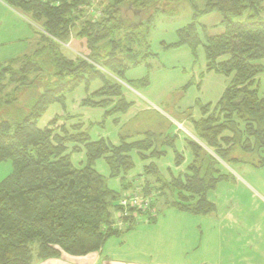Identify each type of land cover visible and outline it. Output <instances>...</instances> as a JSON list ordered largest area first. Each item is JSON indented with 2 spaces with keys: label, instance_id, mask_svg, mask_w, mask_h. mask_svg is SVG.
Returning <instances> with one entry per match:
<instances>
[{
  "label": "trees",
  "instance_id": "16d2710c",
  "mask_svg": "<svg viewBox=\"0 0 264 264\" xmlns=\"http://www.w3.org/2000/svg\"><path fill=\"white\" fill-rule=\"evenodd\" d=\"M0 1L38 36L33 52L0 68V103L5 97L4 103L25 110L16 120L0 119V164H11V173L0 181V264L96 253L109 239L128 233L137 219L153 224L165 209L206 216L215 208L208 193L233 180L221 164L264 169V96L257 79L264 75V0ZM182 2L190 6L192 18L176 31L175 43L162 45L186 46L193 56L202 46L205 72L228 79L214 105L198 106V120L191 118V109L182 114L196 140L183 139L179 152V132L152 127L136 132L127 124L116 145L103 137L92 139V127L109 119L118 126L115 117L133 107L120 82L133 88L124 81L126 72L148 67L156 56L148 40L155 16L172 14ZM212 13L219 14L221 31L208 35L197 19ZM72 39L85 41L86 55L63 53ZM94 82L99 87L91 92ZM132 82L149 85L148 78ZM81 87L85 93L79 105L101 109V122L64 113L38 126L49 107L65 111L66 97ZM167 150L173 167L163 173L156 163L166 159ZM77 154L84 161L75 167L71 158ZM133 154L142 167L129 177ZM99 160L108 168V179L118 180V190L96 171ZM130 193L148 199L154 213L126 208L125 219L133 225L121 231L113 226L116 213L125 210L118 201Z\"/></svg>",
  "mask_w": 264,
  "mask_h": 264
},
{
  "label": "rangeland",
  "instance_id": "374dc122",
  "mask_svg": "<svg viewBox=\"0 0 264 264\" xmlns=\"http://www.w3.org/2000/svg\"><path fill=\"white\" fill-rule=\"evenodd\" d=\"M199 5L202 6L201 1L199 2ZM173 9L174 11L172 14H160L155 16L153 20V28L150 29L148 40L151 46V51L156 55L155 58L147 61L148 67L142 65L126 72L124 81L128 84L132 83L131 86L133 88L119 81L121 85L125 87L124 93L126 97L134 103L133 107L125 115H118L115 117L119 119L118 126L113 124V119H109L103 123L104 126L102 127H92L89 133L92 139L103 137L116 145L119 143L118 136L122 126L127 124V126H131V130L136 132L140 127H150V129L151 127L152 129L164 128L166 131L169 130V133L171 131L179 132L178 135L179 137L181 136L182 140L186 138L194 141L196 140L191 127L188 124L189 118L184 116V120H182V114H184L189 108H192L191 118L198 120L200 118V110L198 106H204L207 104L214 105L218 101L223 89L226 87L228 79L221 74L205 72V59L202 46L198 47L196 55L193 56L186 46L165 48L162 45V43L167 45L175 43L177 41L176 31L185 26L192 18L193 12L186 2L177 4ZM123 15L127 18L126 10L123 11ZM220 19L219 14L212 13L198 17L197 23L208 29V35H214L221 31L219 24ZM33 35L35 37H32L31 42H24V44L23 42H10L3 45L1 47L3 53H0V68L11 63L10 61L12 59L20 57L17 55L21 51H23L21 54L22 56L33 52L38 46V36L35 33H33ZM21 45L23 46V50H13L15 46ZM64 48L63 53L66 55H69L70 53L74 55L87 54L84 40L72 39ZM260 63L264 65V60ZM111 77L115 78L112 75ZM142 78L149 79L148 86L141 87L134 85L132 82L141 80ZM259 78L262 82L259 93L260 96H264V77L261 75ZM98 87L99 83L94 82L90 86V91L92 92ZM10 91L11 90L8 92ZM84 93V89L81 87L68 95L66 97L65 111H63L59 105L49 107L47 112L40 119L38 126L44 127V125L54 116H62L64 113L79 116L80 119L86 123L101 122L104 114L101 109H92L81 107L79 105V101L84 98ZM1 99H4V101L6 100L5 97ZM4 101L0 103V119L16 120L25 114L24 108L18 105V103L9 104L4 103ZM198 102H200V105L196 104ZM167 122L171 125L168 126ZM163 124L164 127H162ZM140 137V135L134 136L130 140L140 139ZM182 140L179 139L176 143V149L179 152L183 151ZM167 152L169 154L166 159L156 163L160 165L159 167L163 173H165V168L173 167V154L170 153L171 150H167ZM71 160L73 165L78 167L79 163L84 161V155H74ZM133 162L135 164V169L129 177L140 173L142 167L134 154ZM95 169L107 179V185L109 188L118 190L119 182L117 179H108V168L103 160L96 162ZM10 173V162L6 161L1 163L0 181ZM213 190L209 193L211 194ZM174 214L176 213H169V215H172V219H174ZM169 215L164 211L158 215L157 219L159 221L165 220ZM139 226L142 227L145 226V224ZM173 230L174 227H169L167 230L166 241L168 243L170 242Z\"/></svg>",
  "mask_w": 264,
  "mask_h": 264
},
{
  "label": "crops",
  "instance_id": "0c3cea01",
  "mask_svg": "<svg viewBox=\"0 0 264 264\" xmlns=\"http://www.w3.org/2000/svg\"><path fill=\"white\" fill-rule=\"evenodd\" d=\"M32 37L26 19L0 1V53L3 45L28 43ZM22 45L13 50H23ZM22 52L17 56L22 57ZM221 166L233 180L219 183L208 194L215 208L206 216L165 209L168 215L176 213L174 219L169 215L153 224L139 223L121 238L109 239L96 253L81 257L62 254L37 264H264V169ZM169 227L174 230L168 243Z\"/></svg>",
  "mask_w": 264,
  "mask_h": 264
},
{
  "label": "built area",
  "instance_id": "2783aa9c",
  "mask_svg": "<svg viewBox=\"0 0 264 264\" xmlns=\"http://www.w3.org/2000/svg\"><path fill=\"white\" fill-rule=\"evenodd\" d=\"M149 203L150 201L148 199H144L141 197V195L139 193H133V194H123L122 197L120 198V200L118 201V205L120 208L125 209L123 212L119 211L116 213L115 215V222L113 223L114 228L118 229V230H126L131 223V221L125 219L127 218L128 214H127V209L126 208H138L140 210H148L150 213H154L153 210H149ZM138 217V216H136ZM135 217V218H136ZM141 218L137 219L136 223H134V225H138L139 223H141ZM133 225V224H132Z\"/></svg>",
  "mask_w": 264,
  "mask_h": 264
}]
</instances>
